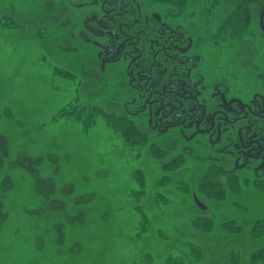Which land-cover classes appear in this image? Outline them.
<instances>
[{
    "label": "rangeland",
    "instance_id": "374dc122",
    "mask_svg": "<svg viewBox=\"0 0 264 264\" xmlns=\"http://www.w3.org/2000/svg\"><path fill=\"white\" fill-rule=\"evenodd\" d=\"M144 1L151 14L159 4L173 11L169 2ZM213 1L189 0L185 12L195 15L181 19L204 39L197 79L209 75L210 84L217 85L225 78L229 94L249 97L240 76L229 74L241 71L264 79V0H242L239 8L241 0ZM80 2L0 0V117L7 114L0 136L12 137L15 145L7 155L0 147V264H166L173 256L185 264H230V249L239 253L241 264H250L251 253L264 247V237L255 241L250 236L254 223L264 221V192L250 186L223 202L199 197L207 206L201 213L193 193L208 164L198 157L219 154H212L202 140L187 144L149 132L147 98L140 100L128 89L124 67H101L93 43L82 37L81 21L94 10ZM210 4L215 6L208 21ZM234 10L235 17L247 16V29L243 39L231 42L218 29ZM205 22L221 37L217 44L209 40L213 35L203 28ZM258 83L264 85V80ZM89 107L131 117L140 131L155 137L154 145L166 156L158 159L149 145L131 147L104 118L87 115ZM70 109L81 114L71 115ZM182 150V167L163 170ZM50 155L58 157L56 162ZM35 157L43 159L34 164ZM164 175L171 182L161 186ZM140 192L145 195L138 197ZM158 194L166 200L157 201ZM203 214L214 220L209 234L192 225ZM79 215L82 220L68 221ZM230 220L242 225L243 232L226 233L223 224ZM11 238L19 241L4 247V239ZM194 246L202 253L198 263L191 255Z\"/></svg>",
    "mask_w": 264,
    "mask_h": 264
},
{
    "label": "flooded vegetation",
    "instance_id": "af4514ba",
    "mask_svg": "<svg viewBox=\"0 0 264 264\" xmlns=\"http://www.w3.org/2000/svg\"><path fill=\"white\" fill-rule=\"evenodd\" d=\"M79 2L80 7L94 10L80 27L82 37L93 43L98 63L103 68L124 67L128 89L140 100L150 99L145 98L144 110L152 135L175 136L187 144L202 140L212 154L219 155L205 154L199 160L214 164L224 175L264 183V85L258 83L264 79H254L241 71L229 74L240 76L241 87L249 89V97L229 94L225 78L219 73L223 81L217 85L210 84L209 75L206 80L197 79L204 58L198 48L204 39L181 22L195 15L194 11L185 12L189 0L171 5L172 12L159 4L158 12L152 14L144 0ZM208 11L209 6L207 17L204 14L209 21ZM209 27L205 22L203 28L213 35L209 40L217 44L221 38L218 34L226 28L219 25L218 34H212ZM261 32L264 38L262 28Z\"/></svg>",
    "mask_w": 264,
    "mask_h": 264
},
{
    "label": "trees",
    "instance_id": "16d2710c",
    "mask_svg": "<svg viewBox=\"0 0 264 264\" xmlns=\"http://www.w3.org/2000/svg\"><path fill=\"white\" fill-rule=\"evenodd\" d=\"M155 1H159V2L161 1L163 3L169 2L171 5H175V6H179L180 3L185 2V0H176L178 3L175 0H155ZM220 1L221 0H214L213 2L216 4H220ZM241 3L242 0L238 4L237 8L242 6ZM207 6H209L208 12L211 13L212 7H214L215 5L211 6L210 4ZM236 11L235 10L232 11V13H230L229 16L224 19L223 26L224 28H226V32H222V33L223 35L227 34L229 37L235 39H243V35L247 29V25L245 23L247 16L244 17V15L242 16L237 15L235 17L234 14L236 13ZM89 108H87L88 109L87 115L90 116V113L92 112L93 115L96 114L97 116L104 118L105 121L109 123V125L112 126L114 130L120 132V134L125 139V143H129L131 147L138 146L141 149V146L146 147L147 145H149L150 150L153 152V154L156 157H158V159H163L166 156L167 154L166 151L154 145L152 141V137L140 131L137 128L135 121L132 120V118L111 114V113H105L101 108H97V107L92 109ZM85 109L86 108L82 107V110ZM69 112L71 115L79 116L81 114V112L76 109L75 110L70 109ZM184 158L185 156L183 154H179L173 159L167 160L163 165V170L167 171V173L179 170L184 164ZM207 166L208 167L206 171L201 175V177L197 182L196 190L194 191L195 193H193V199L196 196L198 199L199 197H204L208 200H211L212 202H223L226 201L228 195L230 194L239 195L244 187H250V186L255 188V190L257 191L264 192V183L261 182L258 183L255 181L246 182L245 180H242L239 177H234L232 175L227 176L222 174L221 171L214 164H208ZM160 182H161V186L168 185L171 182V176L164 175L160 180ZM179 183H178V187H181L185 191L190 192V188L188 185L184 183L182 184ZM144 195L145 192H140L138 194V197H142ZM156 198L157 201L166 200V198L162 194H158ZM202 212L205 211H201V213ZM145 225H147L146 218H145ZM192 225L196 229V231L202 234H209L214 227V220L203 214L202 216L194 218L192 220ZM223 226L225 228V232L231 235L242 233L244 230V227L239 223H237L235 220L227 221L223 224ZM250 236L255 241H257L258 239H262L264 237V221H257L254 223V227L251 229ZM196 247L197 246L192 247L191 255L192 258L196 261V263H198L199 261L202 260V253L201 250ZM239 257H240L239 253H236V251L234 252V249L229 250L228 259L230 264H241ZM249 263L264 264V247L260 248L259 250H255L253 253H251V255L249 256ZM166 264H185V261L181 256H175V257L173 256L167 259Z\"/></svg>",
    "mask_w": 264,
    "mask_h": 264
},
{
    "label": "bare ground",
    "instance_id": "6f19581e",
    "mask_svg": "<svg viewBox=\"0 0 264 264\" xmlns=\"http://www.w3.org/2000/svg\"><path fill=\"white\" fill-rule=\"evenodd\" d=\"M8 115L10 116V115H12L11 114V112L9 113L8 112ZM6 117H7V114H6V116H3V117H0V122H4L5 120H6ZM14 143V142H13ZM7 145V146H6ZM12 145V146H11ZM9 146H11L12 148L15 146H13V144H12V137H9V138H6V137H1L0 136V147H1V150H2V152H3V155H7L8 153H9ZM49 158L51 159V161H54V162H56V160H57V156H55V155H50L49 156ZM42 159H43V157H35V162H34V164H36V162L38 161V162H40V161H42ZM21 175V174H20ZM22 176H25L24 174H22ZM4 186L6 187V186H8V183L7 182H5L4 183ZM20 187H18L17 189L20 191V189H19ZM25 188H26V186L25 185H23L22 186V189L23 190H25ZM49 189L47 188L46 189V192L48 191ZM70 191H71V189H67L66 190V194H68V193H70ZM30 194H32V192L31 193H29L28 192V199L29 200H32V198H31V195ZM83 219V215H79V216H77V217H75V218H68V221L70 222V223H72L73 221H75V220H82ZM15 241H19L17 238H11V240L10 239H4V241H3V246L4 247H6L8 244H12V243H16Z\"/></svg>",
    "mask_w": 264,
    "mask_h": 264
},
{
    "label": "water",
    "instance_id": "95a60500",
    "mask_svg": "<svg viewBox=\"0 0 264 264\" xmlns=\"http://www.w3.org/2000/svg\"><path fill=\"white\" fill-rule=\"evenodd\" d=\"M260 25H261V28L264 32V10H263L261 17H260ZM194 200H195V203L197 204V206L200 210H202V211L207 210V206H205L196 196L194 197Z\"/></svg>",
    "mask_w": 264,
    "mask_h": 264
}]
</instances>
